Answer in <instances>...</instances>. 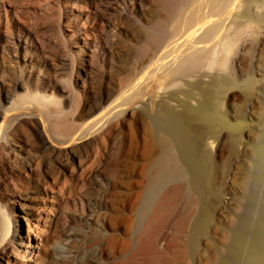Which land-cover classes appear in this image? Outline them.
<instances>
[{
    "label": "rangeland",
    "instance_id": "rangeland-1",
    "mask_svg": "<svg viewBox=\"0 0 264 264\" xmlns=\"http://www.w3.org/2000/svg\"><path fill=\"white\" fill-rule=\"evenodd\" d=\"M137 5V0H0V115L17 124L14 137L8 134L7 125L0 129V221L8 224L6 230L0 224V264H217V256L225 248L219 228L228 229L231 219L235 221L246 211L255 214H248L252 223L256 218L263 188L258 185L255 189L248 210L242 184L248 181L249 168L244 170V161L250 141L244 132L234 156L236 163L229 160L225 143L216 155L218 164L226 162L229 177L220 184L221 199L205 207L209 220L195 248L184 245L188 232L184 228L189 223L182 218L189 216L191 205L184 188H179L180 192L168 183L156 193L149 211L138 216L147 176L158 153L151 119L163 106L179 112L185 100L180 94L183 90H191L194 98H199L208 76L162 79L158 76L165 65L146 67L139 53L146 40L144 27H156L164 9L161 0H145L139 13ZM126 8L134 11L133 15L124 16ZM252 26L255 31L245 37L253 44L247 46L262 48L264 54V22ZM166 28L168 24L161 25V30ZM176 53H168L159 63L171 65ZM262 54L255 53L259 58L252 62L253 68H260L249 95L255 105L250 108L247 98L233 91L221 99L223 108L244 113L248 107V113L258 117L264 101ZM169 57H173L171 64ZM241 57L243 75L251 60L250 55ZM206 72L210 75L212 70ZM75 74H80L77 85ZM192 79L198 84L190 88ZM44 93L57 97L73 122L74 135L48 132L44 103L33 100ZM194 98L187 101L194 105ZM258 118L248 121L246 128H256ZM38 121L45 125L49 138L45 143L35 128ZM38 218L39 238L34 240L31 235L33 252L25 258L23 250L30 245L27 230ZM14 220L25 238L9 243L7 234ZM70 230L79 231L80 240L66 244ZM64 243L73 261L55 263L52 248Z\"/></svg>",
    "mask_w": 264,
    "mask_h": 264
},
{
    "label": "bare ground",
    "instance_id": "bare-ground-1",
    "mask_svg": "<svg viewBox=\"0 0 264 264\" xmlns=\"http://www.w3.org/2000/svg\"><path fill=\"white\" fill-rule=\"evenodd\" d=\"M121 1L125 3L127 0ZM144 1L137 0L136 13H139L144 5ZM161 2L164 14L160 18L158 17L159 19L157 18L154 24L156 27H144V38L146 40L139 47V53L144 56L146 67L149 68L151 65H165L166 68L158 76L162 79L171 77L172 80H188L190 77L200 78L202 76H208V81L204 89L201 90L199 98L195 99L194 97L196 96L188 89L180 92V94H183L185 100L181 102V110L179 112L163 106L162 110L152 117L151 130L155 138L158 153L152 161V171L147 176L145 191L138 207V216L141 217L149 211L156 193L163 187L165 188L166 185L168 186V183L175 184V187L180 192L182 191L180 189L184 188L185 192L188 191V196L190 197V200L188 199L190 202L188 203L191 204L189 205L190 210L188 209L189 213L187 212L188 214H186L189 215L186 217L190 222L187 221V218H182L184 220L186 219L185 222L187 224L189 223V226L185 225L186 227L184 228L188 231L186 232L184 245L188 249L195 248L199 235H204L205 227H207L209 220L204 211L206 210L205 207L208 206L209 202L216 203L221 199L223 192H221L220 187L222 186L220 184L223 179L226 180L229 177V171L225 169L226 162L224 161L222 164H218L216 155L222 151L221 145L225 143L224 146L228 152L229 160L236 163L237 160L234 159V156L239 146V138L242 132H244L250 141V147L246 150V159L244 161V170H248L249 168L246 179L248 181L242 184V189H245L246 192V206H248V210L249 205L254 200L255 189L257 190L258 185L262 186L263 193L262 196L261 192L259 194L261 199L257 197L258 200L260 199V203H257L259 208H257L256 218L253 219V223L248 216L249 211H246L238 219L235 218V221L232 218L233 220L231 219L230 221L231 225L228 223L230 225L228 229H222L221 227L220 229L218 227L221 230V238L223 239L224 237L223 241L225 244H222L225 245L223 246L225 248H222L224 254L221 253L223 255H216V262L217 264H241V259H243L242 264H264V101L262 103L263 106L259 109L260 112H258L259 118L249 114L247 107L249 106L251 108V106L255 105V102L249 99V95L254 87L255 76L260 75L259 65L257 67L254 66L255 68L252 66V62H257V58H259L254 57V54L256 53L261 56L263 50L256 46L252 47V49L250 46L248 47V43L251 45L252 42L249 41L250 39H248V42L245 37V35H251L255 31V28L252 26L253 22H264V0H161ZM126 11V15L124 16H130L134 13V11L128 10L127 8ZM136 13L135 16L137 15ZM164 23L168 24L167 31L161 30V25ZM23 47L26 48V46ZM36 47L38 48V46ZM41 47L39 46L40 49H42ZM173 51L177 53L174 56L173 63L171 61L173 57H169V59L171 58L169 60V62L171 61L170 64L172 63L171 65L168 63L169 66L159 63L164 56L167 57V54ZM241 55H250L249 58L251 60L249 71L243 75L240 74L239 66V60L241 61L242 58ZM262 55L264 59V54ZM206 69L209 71L211 69L212 73L210 72V75L207 74ZM55 75L57 76V74ZM79 75L75 74L76 77L73 78L75 85H77V80H80ZM52 77L53 81L57 80L54 75ZM69 81L73 89L75 86L72 85V77ZM43 83L45 84V82ZM196 84H198V80H195V82L193 80L189 84L190 88ZM64 89L68 91V88L65 87ZM233 91H239L247 98V108L243 110L244 113L240 111L236 113L223 108L221 99ZM192 98L195 99L194 105L187 101ZM33 100L39 105L41 102L44 103V106H42L49 116L48 132L64 133L66 136L74 135L76 131L74 130L73 122L64 114L57 97L53 96L51 98L44 93L38 99L34 98ZM253 117L258 118L256 128H246L248 121L252 122ZM16 123L18 122L16 121ZM39 123L36 124L35 128L37 134L42 137V142L45 143L49 138L46 136L45 125L43 126V124ZM5 125H7L6 128L10 132L8 134L13 137L17 135V124L10 122L6 115L0 121V129ZM215 141L219 143H215ZM173 151L175 154H173ZM225 160L229 161L228 159ZM251 168L253 171L250 170ZM230 173L232 175L234 172L230 170ZM185 195L188 197L187 194ZM182 199L184 201V198ZM163 201L162 203H164ZM214 206L216 205L214 204ZM164 209L162 210L164 211ZM160 213L162 212L160 211ZM253 214L249 215L252 216ZM1 221L0 224L6 230L5 225L8 227V224H6L7 221L5 222L4 219L2 223ZM36 221V224H32L34 227L27 230L26 239H28L30 245H26L25 250H23L22 254L25 258H30L33 252L34 245L31 244L34 241L31 242V235H33L34 240L39 238L37 224L39 218ZM18 228L19 223L17 220H14L13 224H11L10 232L7 234V236L9 235V243L14 240L21 241L25 238L18 233ZM79 234V231L70 230L67 232L65 243L69 244L73 240H80ZM203 240H206V238H203ZM65 243L64 245H55L52 248L50 254L55 263H70L73 261L71 259L72 255L68 252L70 248ZM215 246H211V248ZM88 255L86 258L89 260L91 257Z\"/></svg>",
    "mask_w": 264,
    "mask_h": 264
}]
</instances>
